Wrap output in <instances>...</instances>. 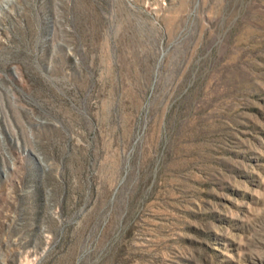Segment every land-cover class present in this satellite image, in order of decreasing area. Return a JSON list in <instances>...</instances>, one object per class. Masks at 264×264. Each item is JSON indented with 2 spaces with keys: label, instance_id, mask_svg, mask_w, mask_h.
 I'll return each instance as SVG.
<instances>
[{
  "label": "rangeland",
  "instance_id": "rangeland-1",
  "mask_svg": "<svg viewBox=\"0 0 264 264\" xmlns=\"http://www.w3.org/2000/svg\"><path fill=\"white\" fill-rule=\"evenodd\" d=\"M0 264H264V0H0Z\"/></svg>",
  "mask_w": 264,
  "mask_h": 264
}]
</instances>
